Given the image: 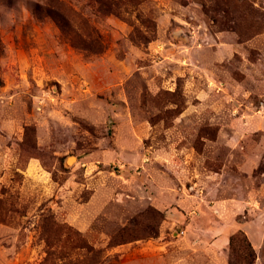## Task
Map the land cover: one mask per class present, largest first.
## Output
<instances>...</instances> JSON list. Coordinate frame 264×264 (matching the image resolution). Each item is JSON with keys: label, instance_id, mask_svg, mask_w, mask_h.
Here are the masks:
<instances>
[{"label": "rangeland", "instance_id": "rangeland-1", "mask_svg": "<svg viewBox=\"0 0 264 264\" xmlns=\"http://www.w3.org/2000/svg\"><path fill=\"white\" fill-rule=\"evenodd\" d=\"M238 231L264 264V0H0V264H228Z\"/></svg>", "mask_w": 264, "mask_h": 264}, {"label": "trees", "instance_id": "trees-1", "mask_svg": "<svg viewBox=\"0 0 264 264\" xmlns=\"http://www.w3.org/2000/svg\"><path fill=\"white\" fill-rule=\"evenodd\" d=\"M230 256L228 264H253L255 259L254 248L247 236L238 231L229 237Z\"/></svg>", "mask_w": 264, "mask_h": 264}, {"label": "bare ground", "instance_id": "bare-ground-1", "mask_svg": "<svg viewBox=\"0 0 264 264\" xmlns=\"http://www.w3.org/2000/svg\"><path fill=\"white\" fill-rule=\"evenodd\" d=\"M73 159H74L73 157H69V158L67 159V162H68V163H71V162L73 161Z\"/></svg>", "mask_w": 264, "mask_h": 264}]
</instances>
